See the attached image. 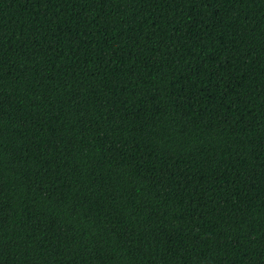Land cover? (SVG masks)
Segmentation results:
<instances>
[{
    "label": "trees",
    "instance_id": "16d2710c",
    "mask_svg": "<svg viewBox=\"0 0 264 264\" xmlns=\"http://www.w3.org/2000/svg\"><path fill=\"white\" fill-rule=\"evenodd\" d=\"M0 264H264V0H0Z\"/></svg>",
    "mask_w": 264,
    "mask_h": 264
}]
</instances>
